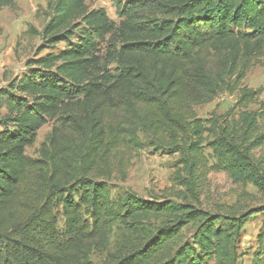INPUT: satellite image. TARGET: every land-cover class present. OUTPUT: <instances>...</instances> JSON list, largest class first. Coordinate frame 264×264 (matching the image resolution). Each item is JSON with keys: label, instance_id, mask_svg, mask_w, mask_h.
<instances>
[{"label": "trees", "instance_id": "16d2710c", "mask_svg": "<svg viewBox=\"0 0 264 264\" xmlns=\"http://www.w3.org/2000/svg\"><path fill=\"white\" fill-rule=\"evenodd\" d=\"M46 8L25 72L0 88V264H242L264 206L201 198L220 172L264 194V88L244 85L264 57V0H120L118 23L87 0ZM222 94L237 95L227 112L196 115ZM145 148L177 156L170 187L113 197ZM256 243L250 264H264V223Z\"/></svg>", "mask_w": 264, "mask_h": 264}, {"label": "rangeland", "instance_id": "374dc122", "mask_svg": "<svg viewBox=\"0 0 264 264\" xmlns=\"http://www.w3.org/2000/svg\"><path fill=\"white\" fill-rule=\"evenodd\" d=\"M120 0H87L90 9H103L108 17L118 23L116 4ZM47 0H15L12 8L0 9V88L7 85L9 79L19 77L25 72V62L33 55L39 44V39L27 34L29 28L40 30L47 16ZM59 49L61 46L58 47ZM244 85L257 89L264 88V57L256 60L254 66L247 72ZM237 95L222 94L213 102L195 108L200 119H207L212 113L222 115L235 103ZM264 100V91L260 94ZM254 107H251L253 109ZM52 123L42 127L37 133L35 144L26 149L27 156L37 157V151L49 134ZM2 130L0 129V132ZM143 141L144 136L139 135ZM264 155V146L256 152ZM177 156L154 154L145 148L130 162L127 178L124 183L112 182L111 194L118 197L131 190L139 197L151 199L160 196L162 191L171 185V176ZM204 207L215 208L217 205L237 206L238 210H249L264 206V194L257 191L252 184L243 186L234 183L225 173H213L209 176L208 190L202 196ZM264 223V214H255L244 224L239 240L238 253L241 254L242 264H250L252 254L257 249L256 238ZM192 229L185 231L190 235ZM115 235L110 239V250L113 248ZM94 264H100L102 258L91 257Z\"/></svg>", "mask_w": 264, "mask_h": 264}]
</instances>
